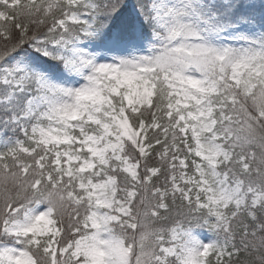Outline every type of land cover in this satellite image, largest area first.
Listing matches in <instances>:
<instances>
[{
    "label": "snow or ice",
    "instance_id": "6c2138e0",
    "mask_svg": "<svg viewBox=\"0 0 264 264\" xmlns=\"http://www.w3.org/2000/svg\"><path fill=\"white\" fill-rule=\"evenodd\" d=\"M0 264H264V0H0Z\"/></svg>",
    "mask_w": 264,
    "mask_h": 264
},
{
    "label": "rangeland",
    "instance_id": "374dc122",
    "mask_svg": "<svg viewBox=\"0 0 264 264\" xmlns=\"http://www.w3.org/2000/svg\"><path fill=\"white\" fill-rule=\"evenodd\" d=\"M130 2H131V0H130Z\"/></svg>",
    "mask_w": 264,
    "mask_h": 264
}]
</instances>
